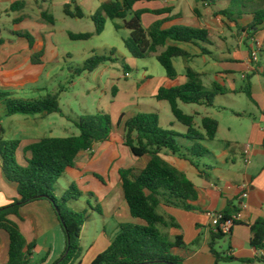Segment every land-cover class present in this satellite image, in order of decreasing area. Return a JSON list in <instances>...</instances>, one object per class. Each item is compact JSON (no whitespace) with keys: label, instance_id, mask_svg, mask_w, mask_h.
Segmentation results:
<instances>
[{"label":"crops","instance_id":"0c3cea01","mask_svg":"<svg viewBox=\"0 0 264 264\" xmlns=\"http://www.w3.org/2000/svg\"><path fill=\"white\" fill-rule=\"evenodd\" d=\"M46 1L48 0H0V2L9 4L10 10L15 3H25L21 9L11 10L16 15V19L13 21L16 32L22 31L21 25L28 20L26 15L30 6L35 5L41 10L43 8L41 2L45 3ZM163 1L164 3H162ZM257 1L264 3V0ZM67 2L68 0L65 4ZM105 2H102L100 7ZM216 4L219 3L212 1L198 3L197 0H157L139 2L134 7L136 11L148 10L151 12L171 9V13L160 16L153 13L144 14L143 24H147L146 28L162 21L163 29L186 26L207 30L211 40L210 45L201 44L202 48L191 43L170 42L169 45L177 46L188 54L186 58L174 59L177 78L172 81L167 75L159 73L158 76H155L153 73L146 72V78L142 80L141 84H146L145 89L149 87L150 90L141 92L139 100L142 102L147 99L156 100L155 96L161 88L184 85L187 82V69L191 68L202 76L203 84L205 80L214 76L216 84L213 87L223 85L229 93L245 90L237 82L236 74H239L243 81L252 82L253 97L262 106L260 108L262 109L260 110L261 115L254 116V121H249L251 123L248 129L243 131L245 142L241 147L242 162H239L235 156L238 147L237 139H225L217 142L221 133L220 123L217 138L214 141L204 142L205 147L211 152V156L198 163L201 170L209 175V182L202 179L199 176V171L188 161L170 154L162 155L169 164L186 174L198 192V199L193 203L197 208L196 211L187 212L161 207L163 208L161 215L165 217L168 216L167 214L172 215L180 226V229L172 228L173 231L168 232L170 239L173 241L176 237L182 236L185 243L189 242L191 245L197 243L193 249L174 248L172 250L174 255L185 260V264H215L209 248L213 229L207 212L224 213L229 211L231 215L242 214V220L232 228L230 235L225 238L229 246L226 253L234 258V262L241 263V260L253 259L262 255V253L253 250L250 243L252 225L257 220L264 219V81L261 79L264 77V10L252 8L247 11V8L244 7L246 10L244 12L232 11L225 4H219V9L216 10L213 8ZM261 11L262 19H259ZM42 13L43 11H41V17ZM118 25L122 26V22ZM233 36H236V48L228 41L229 37ZM3 40L4 44L0 46V88L14 90L38 78L37 71L45 66L46 47L42 46L41 42L37 43L35 39V45L31 49L29 42L25 38L17 36L15 32H13L12 40ZM241 46H244L246 51H242ZM256 48L260 49L258 66L251 61V52ZM203 49L206 54L203 53ZM42 51L44 52L43 57L38 60L37 64H34L32 62L33 55ZM213 51L217 52L216 56ZM127 74L129 75L127 72L125 77ZM253 76L256 81L252 78ZM249 78L250 80H248ZM204 87L207 90L205 84ZM131 107L134 116L142 113L134 110L135 106ZM203 108L207 107L198 106V109L194 111L193 115L196 120L197 117L201 120L204 117H209V113ZM1 109L4 116L7 117L3 103H1ZM39 116L40 118L48 117L44 114ZM126 121H122L117 128L114 127L110 142L97 144L92 151L79 155L76 166L68 169L63 176L66 188L60 185V181L58 182L60 188L56 192L58 198L70 185L75 184L83 195L81 198L88 197L96 202V207L91 206L89 211L79 207L78 201L69 205L73 211L87 212V221L81 233L83 255L80 264H92L100 254L104 253L119 234L122 225H145V222L133 218L130 214L123 195L120 171L132 169L139 173L145 169L150 157L136 158L125 146ZM195 124L199 128L201 122L199 124L195 121ZM170 125L173 130L175 124L171 123ZM176 127L178 128L176 132L186 134L187 129L184 126L178 123ZM26 135V141H28L25 144L26 148L42 139L34 130L27 132ZM1 138L6 140L7 134L0 121V140ZM180 142L185 146L192 145V142L186 139H180ZM27 154L24 156L25 162L30 158V154L29 156ZM245 193L248 194L247 198L243 197ZM18 199L17 185L6 180L0 160V208L9 206ZM87 203L91 205L90 202ZM20 214L23 220L17 217H11V220L19 225L27 243L36 245L30 264H55L64 253L66 238L51 204L48 201H36L22 207ZM91 225H95L94 236L91 233ZM188 231L191 232L190 238ZM197 239L200 240L195 242ZM43 253L45 257L40 262H36V255Z\"/></svg>","mask_w":264,"mask_h":264},{"label":"trees","instance_id":"16d2710c","mask_svg":"<svg viewBox=\"0 0 264 264\" xmlns=\"http://www.w3.org/2000/svg\"><path fill=\"white\" fill-rule=\"evenodd\" d=\"M152 1L157 0H108L90 17L95 25L94 33H69V38L74 42L90 41L104 33L107 20L122 21V26L115 24V29L117 31L126 29L130 32V36L123 40L130 55L138 60L156 59L165 70L167 77L173 81L178 76L174 59L186 58L188 54L169 43H191L202 48L201 44H211L210 35L207 30L186 26L163 29L162 21L145 28L144 14L153 13L160 16L172 12L171 9L153 12L134 9L139 2ZM210 1L212 0H197L198 3ZM24 6V2H18L11 6V10L15 11ZM64 14L71 19L85 18L76 0H68L64 5ZM42 19L55 25L54 17L46 12L42 13ZM15 34L25 38L33 49L34 37L22 31ZM3 44L4 40L0 39V46ZM202 51L206 54L204 49ZM43 55V51L35 53L32 62L37 64ZM114 55L115 51H112L111 56ZM113 61L115 59L109 56L95 55L86 62L83 71L94 72L105 63ZM258 62L255 63L257 66ZM186 78L187 82L184 85L161 88L155 96L158 102H167L170 105L176 121L187 129L186 134L161 128L157 113H139L126 121L125 146L136 158L150 157L145 169L139 173L132 169L120 171L123 195L130 214L133 218L145 222V225H122L119 234L108 249L92 264H185L182 257L172 252L174 248H187L183 237L178 236L172 241L166 232L170 227L180 229V226L173 217L159 214L158 209L166 207L187 212L196 211L197 208L193 203L198 199V192L186 174L169 164L162 155L170 154L188 161L199 171V176L209 182V175L201 170L198 162L211 156L204 142L214 141L217 138L219 122L213 118L204 117L200 127L197 128L196 117L185 113L180 108V104L212 108L218 91L224 94L229 93L225 89L218 88V85L215 86L216 92L207 91L202 76L191 68L187 69ZM244 91L252 99L250 81L247 82ZM10 96L9 93H0V103L4 104L7 117L42 114L64 116L58 94L48 95L36 101L13 99ZM74 125L79 130L78 136L45 137L28 146L26 152L30 154V158L26 159L25 167H20L16 160L20 141H8L4 138L0 140L3 174L8 182L17 185L19 197L13 204L0 208V232H5L9 238L7 264L31 263L36 245L27 243L19 225L12 221L11 217L23 220L20 214L21 208L36 201H48L51 204L66 238L64 253L55 264H80L83 255L81 233L87 221V212L73 211L69 205L78 201L83 195L77 186L72 184L58 198L56 185L68 169L76 166L81 153L90 152L95 145L112 140L114 126L111 117L105 113L80 117ZM180 139H186L192 142V145L185 146ZM224 214L227 217L231 215L229 211ZM229 235L224 234L221 229L212 231L209 248L215 264L234 261L233 257L218 250L220 241ZM250 245L253 250L264 253L263 218L257 220L251 227ZM240 262L264 264V256L260 255Z\"/></svg>","mask_w":264,"mask_h":264},{"label":"rangeland","instance_id":"374dc122","mask_svg":"<svg viewBox=\"0 0 264 264\" xmlns=\"http://www.w3.org/2000/svg\"><path fill=\"white\" fill-rule=\"evenodd\" d=\"M105 1L107 0H77L78 5L85 14L83 19H71L64 14L66 0L41 2L43 6L41 10L35 5L30 6V10L26 15L28 20L20 28L23 33L31 35L36 39L37 43L41 42L42 46L46 47L45 66L37 71V74H39L38 78L14 90L0 88V93H9L13 99L26 101H36L44 99L48 95L58 94L59 104L64 116L52 114L47 118H40L39 115H15L7 118L2 112L0 103V121L7 134L6 140L21 141L16 152L17 164L20 167H25L26 164L24 156L27 154L25 152L27 146L25 144L28 142L26 141L27 132L34 130L39 134L40 138L78 136L79 130L74 123L80 117L105 113L111 117L114 127L117 128L122 121L129 120L134 116L131 106H135L134 110L142 113H157L160 117L161 128L171 129L170 124L173 123L175 124L173 130L178 131L176 127L178 122L174 118L167 102H158L152 99H147L144 102L139 100L141 92L150 90L149 87L145 89L146 84H141L142 80L146 78L145 73L149 72L158 76L159 73L166 75V72L156 60H138L128 53L124 48L123 40L129 37V31L125 29L117 31L115 29V24H119L122 21L107 20L104 33L101 36H95L90 41L74 42L70 40L69 33L95 32V25L90 17L99 11L101 3ZM212 2H217L221 5L225 4L232 11L244 12L252 8L264 10V3L257 0H212ZM219 4H216L213 8L219 9ZM244 7L247 9L244 10ZM41 11L52 15L55 25L43 20ZM261 14L262 11L258 16L259 19H262ZM15 19V12L10 10V5L0 2L1 39L8 41L13 39V32H16V27L13 23ZM226 22H228L227 19ZM236 22L239 23L238 20ZM144 27L146 28L147 24H144ZM228 41L232 46L237 47L236 36L229 37ZM241 50L246 51V48L241 46ZM112 51H115L114 56H111ZM255 51H257V48ZM213 54L216 56L217 52L213 51ZM95 55L109 56L115 61L105 63L94 72L83 71L86 62ZM77 71H81V73H77ZM127 72L129 77H125ZM236 77L240 86L246 88L247 82L243 81L239 74H236ZM252 78L255 79V76ZM261 79L264 81V77ZM214 82H216L214 76L204 81L209 92H216L215 87H213L216 84ZM218 88L224 89L223 85H218ZM217 95L214 107L203 109L209 113L210 118L220 123L221 133L217 139L218 143L225 139L238 140L235 156L239 162H242L241 147L245 142L243 131L248 129L250 123L254 121V116L261 115L260 110L262 109L260 108L262 106L253 97V94L252 99H250L245 91L229 94L218 91ZM180 107L189 115H193L194 111L198 109V106L195 105H181ZM196 122L200 124L201 118L197 117ZM27 155L29 156V154ZM59 183L62 187H67L65 178H62ZM56 189V192L60 190L58 184ZM87 202H90L91 205H88ZM78 206L89 211L91 206L96 207V202L94 199L84 197L78 200ZM162 210L163 208H159L158 213L162 214ZM167 215L172 216L170 214ZM90 223L92 224V222ZM91 226V233L94 236L95 225ZM171 231H173L171 227L166 230L167 233ZM88 237L90 239V236ZM188 237H191L190 231H188ZM198 240L200 239L195 242H198ZM185 244L187 248L191 249L197 246V243L191 245L186 242ZM228 247V242L224 239L220 241L218 250L226 253ZM8 248V236L5 232H0V264H7ZM44 257V253L36 255V262H40ZM219 264L241 263L233 261Z\"/></svg>","mask_w":264,"mask_h":264},{"label":"built area","instance_id":"2783aa9c","mask_svg":"<svg viewBox=\"0 0 264 264\" xmlns=\"http://www.w3.org/2000/svg\"><path fill=\"white\" fill-rule=\"evenodd\" d=\"M259 57L260 49H257V51H254L251 54L252 63H257L259 61ZM126 77H129V75L127 74ZM243 197L247 198L248 194L245 193ZM207 216L210 220V225L213 231L221 229L222 232L226 235H229L231 233L232 228L242 220L241 213H235L233 215H230V217H227L222 212H207ZM262 255L264 256V253H262Z\"/></svg>","mask_w":264,"mask_h":264}]
</instances>
